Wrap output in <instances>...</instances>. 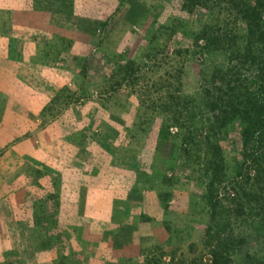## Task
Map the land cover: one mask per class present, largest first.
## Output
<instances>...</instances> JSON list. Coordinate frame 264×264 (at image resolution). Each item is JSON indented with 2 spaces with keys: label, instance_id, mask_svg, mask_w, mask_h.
<instances>
[{
  "label": "rangeland",
  "instance_id": "1",
  "mask_svg": "<svg viewBox=\"0 0 264 264\" xmlns=\"http://www.w3.org/2000/svg\"><path fill=\"white\" fill-rule=\"evenodd\" d=\"M227 1L0 0V177L8 199L23 197L0 200V264H212V222L238 242L228 264L264 263V236L253 234L264 201L241 168V120L215 139L226 172L211 216L205 130L153 111H169L172 95L203 109L206 89L253 80L255 66L227 54L247 44ZM209 25L229 48L197 41Z\"/></svg>",
  "mask_w": 264,
  "mask_h": 264
},
{
  "label": "trees",
  "instance_id": "2",
  "mask_svg": "<svg viewBox=\"0 0 264 264\" xmlns=\"http://www.w3.org/2000/svg\"><path fill=\"white\" fill-rule=\"evenodd\" d=\"M203 1L205 0H189L190 3L186 4V6L193 8V6L203 5ZM225 5L226 11L231 10L237 14L238 20H236V23L244 26L247 36L245 48L237 47L236 53L231 51V53L227 54L232 58V61L238 64L255 66L256 72L253 74V80L245 85L246 87H244L243 91L240 87L231 86L232 80H229L230 83L225 89L220 87L217 92L206 89L200 99L201 106L205 109L203 114L198 112L203 111V109L198 104H195L193 98L188 95L180 96L181 100L179 101L182 105L178 101L177 96H168L173 100L170 108L168 107L169 111H165L166 105L160 104L157 106L155 104L157 107H153L156 115L172 119L175 126L181 125L180 128L186 127L191 132L199 131V129L205 130V141H208V145L209 143L212 145L211 148L207 146L208 151L212 152V155L209 152L205 154L210 165L209 168L212 171L205 197L206 203L212 212L211 216H217L222 205L219 194L226 172L222 150L219 145L214 144L216 143L215 139L218 131L236 118H239L242 122V153L245 156L243 164L246 162L250 163L249 165L245 164V167L241 164V168L246 169L245 173L248 177L250 176L248 171H254L251 179H253L256 190L260 191L258 192L260 195L258 198L264 201V0H228ZM211 29H214L213 25H209L200 31L197 34V41L201 39L206 41L208 45L223 49L229 48V45L221 47L224 42L227 44L229 42L226 35L222 36L223 34L217 31L213 32ZM238 43L239 41L236 44ZM131 71V68L125 70L123 80ZM237 80L239 84H245L243 80ZM167 103H169V99L163 102V104ZM211 112L215 115V121L213 124L210 119L209 124H207L205 116ZM199 118L205 121L201 126L198 124L200 127L197 125ZM166 123L168 124L167 127H169V121ZM119 149L120 153L124 152L123 148ZM207 154L209 155L208 157ZM200 157L199 155L198 158L200 159ZM251 164L252 166H250ZM221 188L224 189L225 187L222 186ZM258 221L257 226H254L253 234L264 236L262 234L264 233V220ZM227 229H229L228 223L212 222L206 230L205 247L208 248L207 250L211 255L212 264H228V259L236 253L238 242L232 239L231 234H226ZM244 241L245 237H242L241 242L243 243ZM247 258L250 259L252 264H264L259 258H255L254 255H247ZM150 264L162 263L156 261L154 263L150 262Z\"/></svg>",
  "mask_w": 264,
  "mask_h": 264
},
{
  "label": "crops",
  "instance_id": "3",
  "mask_svg": "<svg viewBox=\"0 0 264 264\" xmlns=\"http://www.w3.org/2000/svg\"><path fill=\"white\" fill-rule=\"evenodd\" d=\"M22 131V130H21ZM17 152H16V154L18 153V152H21L22 151V149H21V147L20 146H18L17 148ZM24 152V151H23ZM16 154H13V155H15V157H16ZM12 154H9V153H6L3 157H1V158H9V159H13L12 158V156H11ZM11 156V157H10ZM13 161H14V159H13ZM25 160H23L22 162H24ZM22 162H20L19 164L20 165H22L23 163ZM44 168H45V165H43V170H44ZM25 169V168H24ZM45 171H47V169H45ZM55 172V171H54ZM46 176H48L47 174H46ZM45 176V177H46ZM7 177H4V178H2V177H0V200L3 202V203H5V205L6 206H8V204H6V203H9L10 201H11V203H10V205L11 204H13V203H17V204H19L20 202H21V200H22V198L20 197V198H17V199H12V198H10V199H8L6 196H5V193L6 192H8V189H9V187H7V183H6V181H7V179H6ZM6 183V184H5ZM87 193V192H86ZM2 194H4V195H2ZM23 201V200H22ZM8 209H10V207H8ZM8 209H7V212H8ZM13 220V222H11L9 225L10 226H12V230L13 231H16V227L14 226L15 225V223H17L16 221H17V219H16V217L14 216L13 218H10V221H12ZM19 221H20V223H21V218L19 217ZM20 223H19V225H20ZM8 222L7 221H5V219L3 220V221H0V227H3V226H6V227H8ZM39 238V237H38ZM8 243H9V241L7 240V246L6 247H8Z\"/></svg>",
  "mask_w": 264,
  "mask_h": 264
}]
</instances>
